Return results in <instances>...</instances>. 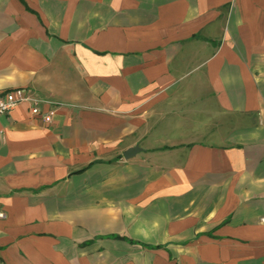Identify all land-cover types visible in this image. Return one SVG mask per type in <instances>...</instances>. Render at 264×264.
I'll list each match as a JSON object with an SVG mask.
<instances>
[{
    "label": "crops",
    "instance_id": "obj_1",
    "mask_svg": "<svg viewBox=\"0 0 264 264\" xmlns=\"http://www.w3.org/2000/svg\"><path fill=\"white\" fill-rule=\"evenodd\" d=\"M15 88L0 264H264V0H0Z\"/></svg>",
    "mask_w": 264,
    "mask_h": 264
},
{
    "label": "built area",
    "instance_id": "obj_2",
    "mask_svg": "<svg viewBox=\"0 0 264 264\" xmlns=\"http://www.w3.org/2000/svg\"><path fill=\"white\" fill-rule=\"evenodd\" d=\"M28 102L31 113L36 115L40 113V102L38 97L26 94L22 88H15L0 94V116L11 112L18 104ZM54 110H50L43 114L45 122H51ZM3 214L0 213V216Z\"/></svg>",
    "mask_w": 264,
    "mask_h": 264
},
{
    "label": "water",
    "instance_id": "obj_3",
    "mask_svg": "<svg viewBox=\"0 0 264 264\" xmlns=\"http://www.w3.org/2000/svg\"><path fill=\"white\" fill-rule=\"evenodd\" d=\"M137 151H139V146L136 145L134 147H131V148H128L124 153V157L127 159V158H130L131 156H133V154H135Z\"/></svg>",
    "mask_w": 264,
    "mask_h": 264
},
{
    "label": "trees",
    "instance_id": "obj_4",
    "mask_svg": "<svg viewBox=\"0 0 264 264\" xmlns=\"http://www.w3.org/2000/svg\"><path fill=\"white\" fill-rule=\"evenodd\" d=\"M115 237H119V236H115ZM126 240H129L130 242H132V241H133V240H131V239H127V238H126Z\"/></svg>",
    "mask_w": 264,
    "mask_h": 264
}]
</instances>
